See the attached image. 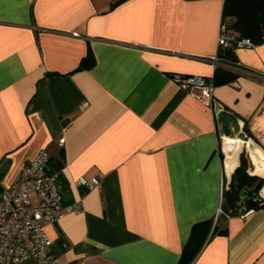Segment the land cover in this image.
I'll list each match as a JSON object with an SVG mask.
<instances>
[{"label":"crops","instance_id":"obj_1","mask_svg":"<svg viewBox=\"0 0 264 264\" xmlns=\"http://www.w3.org/2000/svg\"><path fill=\"white\" fill-rule=\"evenodd\" d=\"M222 9L0 0V187L47 152L63 203L82 205L45 228L58 264H177L192 226L209 220L226 232L193 264H264V210L217 216L243 148L264 179V43L234 50L238 77L214 87L212 108L170 80L212 78ZM221 111L238 131L225 135ZM81 177L100 185L78 187Z\"/></svg>","mask_w":264,"mask_h":264},{"label":"built area","instance_id":"obj_2","mask_svg":"<svg viewBox=\"0 0 264 264\" xmlns=\"http://www.w3.org/2000/svg\"><path fill=\"white\" fill-rule=\"evenodd\" d=\"M218 52L228 48L252 49L249 39H238L221 24L217 39ZM177 87L213 107V85L210 80L195 75H170ZM62 145V140L60 141ZM50 157L39 151L20 171L16 181L0 192V264H58L50 253L51 242L45 228L55 226L68 214L82 210L81 200L65 205L62 198L63 183L57 171L48 167ZM100 185L98 179L77 180V186L92 189ZM261 196V195H260ZM262 199L264 197L261 196ZM220 197L218 215L224 214ZM238 217L244 218L252 210L240 209Z\"/></svg>","mask_w":264,"mask_h":264},{"label":"trees","instance_id":"obj_3","mask_svg":"<svg viewBox=\"0 0 264 264\" xmlns=\"http://www.w3.org/2000/svg\"><path fill=\"white\" fill-rule=\"evenodd\" d=\"M222 24L238 39H249L253 46L264 43V0H223ZM218 57L220 63L215 65L214 74L210 79L213 87L230 84L238 77V73L229 67L231 60L235 59L234 49L228 48L218 52ZM243 130L247 133L245 125ZM248 169V160L242 152L239 156V166L222 192L221 209L229 217L240 215V209L264 210V199L259 195L264 188V179L250 175ZM225 232L226 230H220L217 224L213 226V220L193 225L177 264H193L208 240Z\"/></svg>","mask_w":264,"mask_h":264},{"label":"water","instance_id":"obj_4","mask_svg":"<svg viewBox=\"0 0 264 264\" xmlns=\"http://www.w3.org/2000/svg\"><path fill=\"white\" fill-rule=\"evenodd\" d=\"M221 123H222V129L225 133V135H229V129L228 126L231 125L234 131H238V123L237 119L232 116L229 112L227 111H221L218 115Z\"/></svg>","mask_w":264,"mask_h":264},{"label":"rangeland","instance_id":"obj_5","mask_svg":"<svg viewBox=\"0 0 264 264\" xmlns=\"http://www.w3.org/2000/svg\"><path fill=\"white\" fill-rule=\"evenodd\" d=\"M246 151H247V148H246ZM246 151H245L244 148L242 149V152L245 153V157H246L247 160H248V164H249V172H251V171H252V166H251L250 161H249V155H248V152L246 153ZM260 178H261V177H260ZM261 190H262V189H261ZM259 195H260V193H259ZM260 197H261V196H260Z\"/></svg>","mask_w":264,"mask_h":264}]
</instances>
